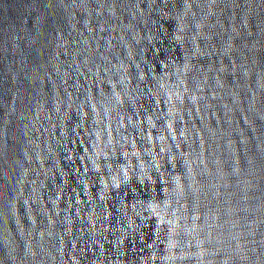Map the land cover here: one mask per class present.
I'll return each mask as SVG.
<instances>
[{
	"label": "water",
	"instance_id": "obj_1",
	"mask_svg": "<svg viewBox=\"0 0 264 264\" xmlns=\"http://www.w3.org/2000/svg\"><path fill=\"white\" fill-rule=\"evenodd\" d=\"M0 264H264V0H0Z\"/></svg>",
	"mask_w": 264,
	"mask_h": 264
}]
</instances>
